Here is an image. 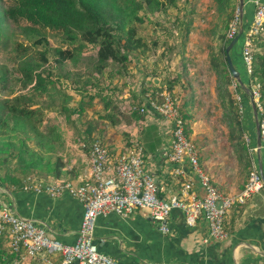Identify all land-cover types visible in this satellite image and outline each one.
Segmentation results:
<instances>
[{
    "label": "crops",
    "instance_id": "1",
    "mask_svg": "<svg viewBox=\"0 0 264 264\" xmlns=\"http://www.w3.org/2000/svg\"><path fill=\"white\" fill-rule=\"evenodd\" d=\"M252 15L251 0H243L242 24L246 28ZM239 39L230 49L229 56L233 66L241 72ZM187 41L183 53L186 63H180L181 68H176L168 76V79L174 76L176 79V83L171 85V91L179 103L186 135L197 149L199 166L211 176L219 192L235 194L247 178V168H255L257 172L261 169L264 176V150H256L251 108L247 97H242L240 119L246 139L245 154L249 159V166L245 167L238 161L234 147L228 141L227 129L218 119L220 108L214 94V81L207 87L206 80H203V84L197 75V67L201 64L190 63L192 56H196L195 52L199 50L191 48L194 41L191 32ZM155 51L156 54L158 51ZM202 53L206 57V51ZM157 54L162 56L161 52ZM172 55L177 57L170 62L181 61L179 53ZM145 60L149 63L148 66L143 65ZM139 62L141 65H135L136 60L129 63L124 78L126 85L119 87L112 98L123 100L120 109L125 102L135 103L141 99L146 108L141 114L140 128L144 126L141 132L140 129L135 132L133 121L127 122L125 117L117 123L114 117L109 120L100 117L98 114H101V105L98 98L94 97L90 103H85L86 106L77 119L73 115L70 117L73 120L71 123L62 119L58 124L57 131L62 140L57 151L62 161L59 179L76 184L87 176L85 151L77 144L78 141L98 139L107 149L117 151L136 137L145 148L144 169L152 174L158 194L166 199L179 193L181 178L170 173L171 165L165 157L170 143L168 124L149 107L144 96L150 90L141 91L142 87H148L149 82L156 86L157 91L163 88L164 64L167 61L154 59L153 53L151 57ZM73 96L78 100L79 95ZM182 165L189 172L187 163ZM27 178L29 177L25 178V183ZM58 178L44 174L32 177L34 181L42 182ZM24 184L15 188L0 185V208L6 207L19 216L30 219L42 227L46 234L62 243L72 244L81 219V203L67 193L52 197L43 191L24 189ZM192 190L196 196L201 195V188L195 177ZM167 223L169 230L164 234L139 211H133L124 217L114 213L98 215L94 221L93 242L100 252L111 256L117 264H264V187L244 203L230 206L223 219L227 236L222 240L208 237L206 222L201 216L195 219L192 226H188L183 220L182 212L174 208L169 213ZM44 258L49 257L37 254L30 260V264H48ZM50 259V264H57L59 257L51 255Z\"/></svg>",
    "mask_w": 264,
    "mask_h": 264
},
{
    "label": "trees",
    "instance_id": "2",
    "mask_svg": "<svg viewBox=\"0 0 264 264\" xmlns=\"http://www.w3.org/2000/svg\"><path fill=\"white\" fill-rule=\"evenodd\" d=\"M0 3L1 46L9 45L10 23L28 40V44L12 40L7 61L0 63V185L6 188L22 187L26 177L39 174L59 176L62 161L57 151L62 140L57 122L48 124L50 118L44 111L71 123L70 117L76 115L77 119L83 105L95 97L101 105L98 115L102 118L114 117L116 123L122 117L127 122L142 119L138 113L143 105L141 99L135 103L125 102L120 109L123 100L112 98L119 87L126 85L124 78L129 63L136 60L135 65H141L140 58L155 52L157 40L151 39V47L137 32L152 15L161 16L175 9L171 24L177 32L174 31L176 36L172 42L179 46L164 49L176 48L183 63V50L192 27L190 16L194 12L190 0H0ZM210 9L214 19L206 31L211 41L207 52L209 67L215 75L216 96L222 122L228 129V141L238 161L247 167L249 159L244 141L240 140L241 119L235 102L228 98L231 92L227 86L232 77L224 52L230 41L225 38V32L235 16L237 0H211ZM21 21L24 24H20ZM44 29L59 33L65 47L51 46L42 33ZM245 30L246 25L242 24V36ZM251 42L250 73L246 75L242 60L240 73L248 88L250 84H258L259 100L263 103L264 25ZM87 48L92 51L81 57ZM77 59L84 64L83 68H78L80 72L64 68L67 62L77 63ZM60 77L67 80L66 84L62 85ZM173 83H176L175 76L165 78L163 87L171 91ZM155 87L149 82L141 91L149 89V94L155 97L158 92ZM73 94L79 95L78 100ZM241 95L244 97L243 93ZM29 142L38 147L33 149ZM141 145L145 157L142 142ZM249 170L247 168V174ZM14 258L7 237L0 235V264H13Z\"/></svg>",
    "mask_w": 264,
    "mask_h": 264
},
{
    "label": "built area",
    "instance_id": "3",
    "mask_svg": "<svg viewBox=\"0 0 264 264\" xmlns=\"http://www.w3.org/2000/svg\"><path fill=\"white\" fill-rule=\"evenodd\" d=\"M253 15L249 26L243 32L241 60L246 75L250 73L251 39L264 25V2L251 0ZM237 11L229 22L225 38L231 40L237 33ZM236 87L238 85L233 82ZM258 118V137L260 148L264 150V105H259L258 84L251 87ZM151 109L157 112L169 127L170 143L165 157L170 163V173L181 178L178 194L166 199L158 194V188L152 174L144 169L142 146L139 140L131 138L123 150L111 151L98 139L87 142L78 141L84 149L88 167L87 176L73 184L68 180L52 179L47 182L27 178L24 189L32 188L35 192L43 191L52 197L67 193L81 203L82 214L72 244H65L46 234L34 221L19 216L6 207L0 208V235H5L8 245L15 254L13 264H30L37 254H46L44 258L51 263L50 256H58L57 264H117L111 256L100 252L93 242L94 221L98 215L114 213L121 217L139 211L155 223L160 233H167L168 217L171 209L182 212L186 225L192 226L201 216L206 222L208 237L213 240L226 238L227 232L223 219L234 204H242L251 195L263 188L260 176L252 168L242 188L235 194H223L213 184L198 163L197 149L186 135L184 120L179 109L176 95L164 87L157 96L145 94ZM146 108L140 106L138 113ZM135 132L140 128V120L133 122ZM186 162L189 172L183 168ZM193 177L198 180L201 195L192 190Z\"/></svg>",
    "mask_w": 264,
    "mask_h": 264
},
{
    "label": "rangeland",
    "instance_id": "4",
    "mask_svg": "<svg viewBox=\"0 0 264 264\" xmlns=\"http://www.w3.org/2000/svg\"><path fill=\"white\" fill-rule=\"evenodd\" d=\"M1 3H0V5H1ZM190 3L193 5V9H194L193 14H191V16H190L191 23H192V27H191L190 32L193 34V39H194L191 48L199 49L198 52H195V54H197V55L192 56V58H191L192 62H190V63H195V64L200 63L201 64L197 67V75L200 76L203 84H204L203 80L204 79L206 80L207 87H208V85L210 86V84H212V82L214 81V94L216 96V79H215L214 73L212 72V70L209 67L208 54H207L208 45L211 44V41H210L209 37L206 35V31L210 27V24H211L212 20L214 19V13H212V11L210 9L211 0H190ZM175 13H176L175 9L171 8L170 10H167V13L164 15L156 16V17L154 15H152L149 19V22L147 20L144 21L143 25L141 26V29L138 30V32H137L142 37V39L146 42V44H148L150 46H151L150 42L152 41L151 39L155 38V40H157V46L155 47V50H157L158 52H161L162 56H159L157 54L158 53L157 52L156 54H154V59L167 61L164 64V66H166V68L164 69V77L165 78H168V76H170L173 71L177 70L176 68H178V69H179V67L181 68V64H180L181 62L180 61L177 63L170 62V60H174L175 57H177V56H173L172 53H174L175 55L177 53V55H178V51L176 50V48H171V50H169V51H167V49H164V47H170V46L178 47L179 46L178 44H174L172 42V39L176 36V35H174V31L177 32L176 27L172 26V24H171V20H172ZM175 16H176V14H175ZM20 24H24V22L21 21ZM18 30L19 29L14 24L10 23V25H8L7 31H10V32H7L9 34L8 35L9 40H7V44H9V45H7L6 48L5 47L3 48L0 44V63L7 61V56L9 55L8 49H9V46L11 45L12 40L22 42L23 44H28V40L25 38L24 35H21V33ZM170 32H171V34H169ZM42 33L45 35L46 39L48 40V43L51 46H53V47L59 46L62 48L65 47V43L63 42V40H61L62 38H61V35L59 33H56L54 31H51L48 29H44L42 31ZM187 38H188V36H187ZM187 42L185 43V47L187 45ZM152 50L154 51V49H152ZM161 50L162 51L164 50L165 52L164 51L162 52ZM90 51H92L91 48H87L86 50H83L81 57L86 56L87 54L90 53ZM203 51H206V57L203 56L204 55V53H202ZM183 53H184V50H183ZM149 55L148 56L146 55V56L151 57L152 54H149ZM147 57H145V58H147ZM178 57H179V55H178ZM141 59L142 58H140V60ZM142 60L144 61V59H142ZM184 63H186V60L184 61ZM143 65L148 66L149 63H147V61L145 60V62H143ZM83 66H84V64H81L80 61H78V59H77V63L73 64V63L67 62L65 64L64 68H66V69H74L75 68L76 71L75 70H73V71L78 73V72H80L78 68H80V67L83 68ZM83 75L84 74H78L77 76H83ZM59 81L62 82V85L66 84V82H67V80L63 79L62 77L59 78ZM233 82H234V80L232 79L229 86H227L228 90L231 92V93H229L228 98L232 99V101L235 102L234 104L236 105L237 113H239V117H240V112L242 111V106H241L242 91L239 90L234 85ZM256 84L257 83L250 84L249 89H251V87H253V85H256ZM200 85H202V84H200ZM258 90H259V87H258ZM216 101L218 102V105H219V101H218L217 96H216ZM256 102H257V104H259L261 106L264 105V101L262 103L259 100V96L256 98ZM85 106L86 105H83V107H85ZM218 107L220 108L219 109L220 117L218 119L222 122L223 117L221 115V107H220V105ZM87 108L89 109L90 107L87 106ZM44 112L50 118V121L48 122V124L52 125V124H55L57 122L56 124L58 125L63 119L62 116H59L53 112H48V111H44ZM86 115H87V113H86ZM222 125L227 129V127L225 126L224 123ZM226 135H229L228 129L226 131ZM240 140L246 142V139H244V136H243V132H242V135L240 137ZM28 145H30L33 149H36L38 147V146L34 145L33 142H29Z\"/></svg>",
    "mask_w": 264,
    "mask_h": 264
},
{
    "label": "water",
    "instance_id": "5",
    "mask_svg": "<svg viewBox=\"0 0 264 264\" xmlns=\"http://www.w3.org/2000/svg\"><path fill=\"white\" fill-rule=\"evenodd\" d=\"M242 6H243V0H237V9H236L237 19H238L237 20V33L228 42V44L226 45L224 49V52H225L226 65H227V69L229 71L230 76L236 82L238 87L241 89L243 95L247 97L248 99L251 112H252V119H253L254 131H255L256 150L258 151L260 149L259 137H258V118H257V112H256V108L254 105V101H253L249 88L243 83L240 71L233 66L230 60V56H229L230 49L236 43V41L242 36ZM258 174L260 176V179L264 187V176L261 172V169L258 170Z\"/></svg>",
    "mask_w": 264,
    "mask_h": 264
}]
</instances>
